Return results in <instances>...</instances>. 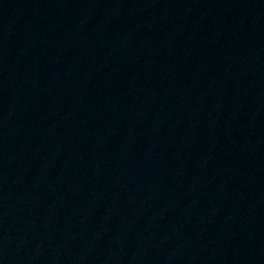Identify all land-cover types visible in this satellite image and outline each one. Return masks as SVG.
Masks as SVG:
<instances>
[{"label": "water", "instance_id": "water-1", "mask_svg": "<svg viewBox=\"0 0 264 264\" xmlns=\"http://www.w3.org/2000/svg\"><path fill=\"white\" fill-rule=\"evenodd\" d=\"M0 264H264V0H0Z\"/></svg>", "mask_w": 264, "mask_h": 264}]
</instances>
